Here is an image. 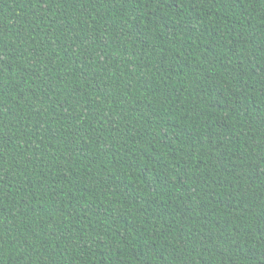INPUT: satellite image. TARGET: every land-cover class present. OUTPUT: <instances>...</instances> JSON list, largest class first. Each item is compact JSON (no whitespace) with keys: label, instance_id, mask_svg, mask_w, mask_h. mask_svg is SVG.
Returning <instances> with one entry per match:
<instances>
[{"label":"trees","instance_id":"1","mask_svg":"<svg viewBox=\"0 0 264 264\" xmlns=\"http://www.w3.org/2000/svg\"><path fill=\"white\" fill-rule=\"evenodd\" d=\"M0 264H264V0H0Z\"/></svg>","mask_w":264,"mask_h":264}]
</instances>
